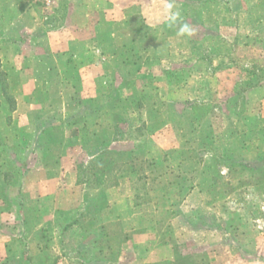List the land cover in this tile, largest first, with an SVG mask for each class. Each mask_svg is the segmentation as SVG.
I'll use <instances>...</instances> for the list:
<instances>
[{"label": "rangeland", "instance_id": "rangeland-1", "mask_svg": "<svg viewBox=\"0 0 264 264\" xmlns=\"http://www.w3.org/2000/svg\"><path fill=\"white\" fill-rule=\"evenodd\" d=\"M253 4L242 25L249 43L205 38L193 48L209 62L204 79L196 62L191 76L181 68L173 81L138 77L130 64L129 78L97 82L104 93L91 97L92 80L72 69L71 84L86 97L76 93L62 116L26 129L30 98L1 77L0 264H253L264 257V0ZM223 55L234 62L215 60ZM12 58L0 59L3 70L18 72ZM197 101L206 104L201 122ZM145 122L150 131L138 129ZM20 133L33 141L26 150L16 142ZM69 138L65 155L61 142ZM105 139L110 148L96 157ZM199 231L206 236L192 241Z\"/></svg>", "mask_w": 264, "mask_h": 264}, {"label": "crops", "instance_id": "crops-1", "mask_svg": "<svg viewBox=\"0 0 264 264\" xmlns=\"http://www.w3.org/2000/svg\"><path fill=\"white\" fill-rule=\"evenodd\" d=\"M50 1L57 5L54 12L48 10L50 6L47 7L45 0H0V54L3 55L0 59L13 52L9 64L18 72L5 69L4 75L14 88L21 86L17 93L24 91L30 98L25 128L34 126L31 119L37 109V96L48 93L64 97L73 93L67 92V83L71 84L67 72L72 69L77 70L80 79L92 80L91 97L104 93L103 88H95L97 82L109 86L115 75L129 78L130 64L138 65V77H150L153 73L154 79L169 77L173 81L181 68L191 76V64L196 62L204 79L209 62L195 56L193 48L207 45L205 38L235 47L241 38L249 43L251 34L241 37L243 18L254 11L252 5L256 3V0ZM169 4L173 6L171 9ZM260 11L264 13V9ZM174 12L179 15L173 22L168 17ZM185 25L188 31L179 34ZM215 60L234 62L224 55ZM3 63L1 60L2 69ZM146 64L148 67L144 69ZM71 87L86 97L87 92L72 84ZM19 102L15 113L24 107ZM64 105L63 101L51 108L48 103L45 109L62 116ZM192 202L189 198L185 205ZM198 236L203 239L206 235L194 232L190 239L197 241ZM254 262L264 264V257L250 261Z\"/></svg>", "mask_w": 264, "mask_h": 264}, {"label": "trees", "instance_id": "trees-1", "mask_svg": "<svg viewBox=\"0 0 264 264\" xmlns=\"http://www.w3.org/2000/svg\"><path fill=\"white\" fill-rule=\"evenodd\" d=\"M1 67L2 66L0 65V80H1V77L5 74V72L3 71V69ZM71 83H72V80H71ZM73 86L76 87L75 84H73ZM89 99H93V98H89ZM73 100H76V93L74 91H73V93L67 94L64 97L58 96V95H56V96L55 95L49 96L48 93L46 95L45 94H42V95L37 96L36 99H35V101H36V108L37 109L33 112L34 116H32V119H31L32 122H33V124L37 127L38 126L37 122H39V120H43V118H47V116H49L50 114H53L52 111H49V110L45 109L46 104L49 103L50 107L52 108L54 106V104L62 103L63 101L66 102V103L69 102V101L72 102ZM80 102H82L81 99L77 103H80ZM204 105H206L204 102L203 103H199L198 101L195 104L192 105L193 106L192 107L193 108V111L196 113L197 119H198L199 122H201L203 120V118H204V114L202 112H200L201 109L199 108V106H202L203 107ZM59 124L60 125L61 124H64L67 128H69L71 130L72 129L73 130L76 129V127L74 128L73 125H71L72 124L71 122H67V121L65 122L64 119L63 120L62 119L59 120ZM42 126L43 125H40L38 127V129H40V127H42ZM127 126H128L127 128L129 129L130 124L127 125ZM142 128L143 129H146V131H150V127L148 126V124L146 122L143 123L141 126L138 127L139 130H141ZM155 133H156V131L154 133H152V134H155ZM20 135H21V137L17 138L16 139V142H18L23 147V150H26V148H28L33 143V141L31 139H28L27 138V135L25 133H22V134L20 133ZM143 135H145V133L142 134L141 136L137 137V139H139ZM104 141L105 142H103V143L105 144V146L100 151V154H97L96 155V157H99V156L102 157V156L105 155V153L108 152V150L110 148V146H109L110 144L109 143L111 142V140L108 141L107 139H105ZM61 145L64 148L65 155H66V153L68 154L71 149H73L71 147V138L67 139V141L61 142ZM35 147H32V150H31V153L32 154H34L36 152V150H38V148H35ZM62 156L64 157V154H61V155L55 157L54 158L55 162H60ZM93 159H95V158H93ZM90 164H93V162L91 161ZM25 167L30 168V165L26 163V166Z\"/></svg>", "mask_w": 264, "mask_h": 264}, {"label": "clouds", "instance_id": "clouds-1", "mask_svg": "<svg viewBox=\"0 0 264 264\" xmlns=\"http://www.w3.org/2000/svg\"><path fill=\"white\" fill-rule=\"evenodd\" d=\"M172 7H173V6H172L171 4L168 5V9H171ZM178 15H179L178 12H174V13H172V14L170 15V17H168V19H170L171 21L174 22V21L177 19V16H178ZM186 31H188L187 25L181 27L179 34L182 35V34H184Z\"/></svg>", "mask_w": 264, "mask_h": 264}, {"label": "built area", "instance_id": "built-area-1", "mask_svg": "<svg viewBox=\"0 0 264 264\" xmlns=\"http://www.w3.org/2000/svg\"><path fill=\"white\" fill-rule=\"evenodd\" d=\"M45 2H47V5H50L51 4V1L50 0H45Z\"/></svg>", "mask_w": 264, "mask_h": 264}]
</instances>
